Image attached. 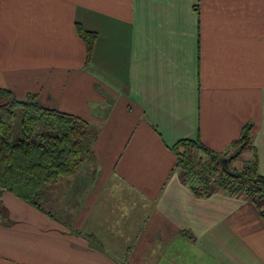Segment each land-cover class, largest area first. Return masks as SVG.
I'll return each instance as SVG.
<instances>
[{"label":"crops","instance_id":"crops-1","mask_svg":"<svg viewBox=\"0 0 264 264\" xmlns=\"http://www.w3.org/2000/svg\"><path fill=\"white\" fill-rule=\"evenodd\" d=\"M0 89L96 135L42 210L0 195V264H264L262 206L197 197L172 150L232 157L251 124L264 176V0H0Z\"/></svg>","mask_w":264,"mask_h":264},{"label":"trees","instance_id":"trees-1","mask_svg":"<svg viewBox=\"0 0 264 264\" xmlns=\"http://www.w3.org/2000/svg\"><path fill=\"white\" fill-rule=\"evenodd\" d=\"M77 30L86 45L88 62L97 33L80 24ZM19 110L22 118L17 135ZM252 130L251 124L245 125L231 144L234 155L228 157V168L220 162L223 153L200 140L182 139L173 146L176 168L197 197L208 198L218 191L240 196L259 203L264 214V176L259 172ZM95 139L87 120L48 108L35 94L19 99L0 89V195L10 193L42 210L46 190L74 176L84 162L92 163ZM249 150L252 158L233 169L232 162Z\"/></svg>","mask_w":264,"mask_h":264},{"label":"rangeland","instance_id":"rangeland-1","mask_svg":"<svg viewBox=\"0 0 264 264\" xmlns=\"http://www.w3.org/2000/svg\"><path fill=\"white\" fill-rule=\"evenodd\" d=\"M21 111L19 110L18 112H17V118H16V122H15V129H16V131H17V135L19 134V131H20V123H21ZM232 153H234V150H232L231 152H230V154H232ZM225 154H226V156L225 157H229L228 156V152L226 153L225 152ZM241 156V155H240ZM239 156V157H240ZM223 157H224V153H223ZM238 157V158H239Z\"/></svg>","mask_w":264,"mask_h":264},{"label":"water","instance_id":"water-1","mask_svg":"<svg viewBox=\"0 0 264 264\" xmlns=\"http://www.w3.org/2000/svg\"><path fill=\"white\" fill-rule=\"evenodd\" d=\"M220 162H221L222 165H224L226 168H228V162H229V158L228 157L220 158Z\"/></svg>","mask_w":264,"mask_h":264}]
</instances>
